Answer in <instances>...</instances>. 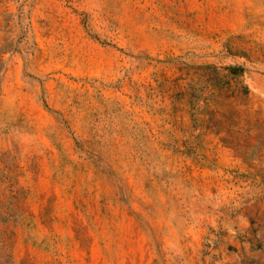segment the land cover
Instances as JSON below:
<instances>
[{
  "label": "rangeland",
  "instance_id": "rangeland-1",
  "mask_svg": "<svg viewBox=\"0 0 264 264\" xmlns=\"http://www.w3.org/2000/svg\"><path fill=\"white\" fill-rule=\"evenodd\" d=\"M0 264H264V0H0Z\"/></svg>",
  "mask_w": 264,
  "mask_h": 264
},
{
  "label": "trees",
  "instance_id": "trees-1",
  "mask_svg": "<svg viewBox=\"0 0 264 264\" xmlns=\"http://www.w3.org/2000/svg\"><path fill=\"white\" fill-rule=\"evenodd\" d=\"M234 70H236V68L233 67V68L231 69V71H232V72H235Z\"/></svg>",
  "mask_w": 264,
  "mask_h": 264
}]
</instances>
